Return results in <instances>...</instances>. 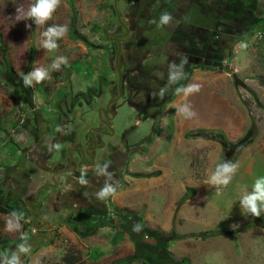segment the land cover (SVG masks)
Segmentation results:
<instances>
[{
	"label": "rangeland",
	"instance_id": "rangeland-1",
	"mask_svg": "<svg viewBox=\"0 0 264 264\" xmlns=\"http://www.w3.org/2000/svg\"><path fill=\"white\" fill-rule=\"evenodd\" d=\"M118 1L120 6V0ZM251 1L257 3L256 9L252 11L248 8ZM31 2L34 0H15V4L14 0H0V189L4 190L10 188L11 184H8V180L3 176V171L15 163L17 150L28 135V129L23 123L28 121L32 127L35 126L32 122L35 111L40 109L42 112L45 108L52 106L55 91L70 88L72 93L83 89L87 83H89L88 87H93V84L97 85L98 80H94V76L108 72L111 67L108 60L115 51V47L114 49L109 47L114 44L106 42L105 37L106 31L114 32L116 27V13L112 8V0H61V5L53 14L52 19L39 27L31 20L17 21L16 19L17 5L27 8ZM237 3H242L245 8L243 6L241 8L250 11L249 15H245L244 21L264 18V0H238ZM237 3L235 5L238 6ZM71 4L74 5L76 12L74 25L71 23ZM26 24H31L32 27L29 29ZM53 24L67 25L68 32L63 39L58 41V49L46 53V50L41 48V33ZM255 25L254 23L251 29ZM251 29L231 38V44H228L230 49L227 54L219 58V63L194 67L186 82L187 84L192 75H197L199 81L203 82H191L200 83L202 87L200 92L191 95L189 99L199 118L205 120L208 115L217 120V127L206 129L221 130L231 141H236L242 136L246 138L238 154L235 153V149H231L229 156L227 155L229 158L224 159V161L239 163L240 174L237 171L229 186L222 188L217 197L222 203L225 200L224 195L229 190L230 200L234 201L232 206L235 208L240 205V186L242 185L240 177L241 174H246L245 167L253 170L258 168L260 169L258 174L264 176V43L257 45L249 43L248 35ZM156 32L159 33L158 36L164 33L159 27ZM104 45H107L106 48ZM57 56L67 57L68 65L62 66L59 71L51 72V79L42 84H37L35 87H24L21 79L24 74L34 67H48ZM164 59L162 56L158 58L160 62ZM177 85L168 90V96L172 95ZM101 88L106 90L104 83ZM176 97L177 95L174 98ZM185 99L186 97H183V101L175 102V105L184 104ZM171 101L168 99L165 102L169 104ZM177 106H171L169 116H163L161 119L169 122L165 126L166 141L161 140L163 145L160 151L166 152L170 149L172 145L170 136L176 129L178 132L176 147L179 156L184 153L187 157L186 163H189L191 159L193 164L200 162V167L205 164L201 174L198 173L196 177L189 176V178L201 181L198 193L195 192L193 197L188 199L191 202L184 201L190 211L200 207V216L198 221L185 220L187 218L178 214L182 203L177 204L173 219L167 226L168 229L164 231L157 226L154 230L169 233V235H186L184 238L167 241L163 235L149 236L142 228L139 232L133 231L134 224L127 228L116 223L106 222L104 225L93 223V228H86L85 222L82 221H80L81 227L90 229L91 233L80 237L71 231L67 223H60L59 217L52 224L51 235L44 228L42 233L45 237L39 238L35 237L39 232H34L30 224L31 216L28 217L25 226L19 220V227L9 230L7 221L11 219L15 225L16 219L7 218L6 213H0V259L7 263L15 261L14 264H68L65 259L69 257L71 259L69 264H116L120 260L133 257L132 261L124 264H212V260L207 257L211 256L213 259L216 254L222 252L221 247L208 244L210 236L200 237L199 234L203 231L215 230L217 233L219 228L221 230L226 228L230 230L226 233L231 235L233 231L241 230V228L238 229L239 225L253 216L247 215L242 219V216L225 214L223 209L213 212L212 207L216 206L214 203L205 202L203 205V200L208 199V190L211 192L215 190L213 193L216 194V189L212 186L208 188L206 181L215 169L213 167L214 158L218 162L224 156L223 146L214 140L202 139L198 142L197 138H186L184 132L190 129L187 124L183 125L185 118L182 116L174 118V115H171ZM78 111L79 114L87 111L88 121L92 120V124L98 118L95 109L83 106ZM118 113L120 115L116 120L117 128L124 122L131 121L132 113L127 106L122 107ZM172 119L180 122L174 124ZM148 125V123L144 124L137 132L145 133ZM226 126L229 127L228 134L230 136L237 134L236 138L230 139L226 135ZM157 135L158 131L155 128L149 136V141H144L137 151H146L147 146L150 145L149 142H152ZM152 161L153 158L147 162L142 161L137 165V170L142 171L145 165ZM128 174H125L126 178ZM129 186L128 182L121 183L116 189L122 191L128 189ZM231 188L236 192L231 194ZM235 196L237 200L234 199ZM171 197L164 198L163 204L166 203L167 206L171 204ZM111 198L113 199V195ZM128 198L124 196L121 204L126 205ZM161 201L159 197H153L154 204ZM142 209L144 212H149L145 205ZM155 212L156 209L150 210L149 213L154 215ZM261 214L264 217V213L261 212ZM141 220H143L142 217ZM261 221L263 222L264 219L261 218ZM144 224L149 227L146 223ZM115 226L120 229L126 227L132 235H127L128 238L124 237L120 242L113 243ZM254 226H251L253 228L243 227L249 230L248 232L254 233L249 240L263 237L260 241L264 242V226L260 224ZM93 249H99L102 252L96 259L92 257ZM246 254L248 260L244 264H253L252 251L249 250ZM216 263L217 261L214 264Z\"/></svg>",
	"mask_w": 264,
	"mask_h": 264
},
{
	"label": "flooded vegetation",
	"instance_id": "flooded-vegetation-1",
	"mask_svg": "<svg viewBox=\"0 0 264 264\" xmlns=\"http://www.w3.org/2000/svg\"><path fill=\"white\" fill-rule=\"evenodd\" d=\"M237 1L120 0L119 6L118 0H112L116 32H105L106 42L114 44L109 47H115L108 60L111 72L93 75L98 80L93 87L87 83L72 93L70 88L55 91L52 106L35 111V126L23 123L28 135L17 150L15 163L3 171L11 187L0 192L27 213L26 222L31 216L33 231L39 232L35 237H45L46 221L52 233L58 217L60 223L79 224L84 218L85 222L114 224L124 217L112 206L111 195L97 198L108 179L105 173H111L110 183L116 189L131 172L135 151L149 141L153 129L158 135L161 132L158 126L170 97L168 90L174 88L168 85L170 64L186 60V75L194 67L217 64L230 49L234 34L251 29V19L244 18L257 3L249 2L245 10ZM165 11L173 19L159 27L164 33L158 36L157 24L150 21H158ZM161 56L165 58L162 62L158 60ZM103 83L106 90L101 88ZM161 88L167 89L164 98L154 97ZM83 106L95 109V123L88 121L87 111L79 114ZM124 106L132 119L117 128L118 111ZM143 123L149 129L135 138Z\"/></svg>",
	"mask_w": 264,
	"mask_h": 264
},
{
	"label": "crops",
	"instance_id": "crops-1",
	"mask_svg": "<svg viewBox=\"0 0 264 264\" xmlns=\"http://www.w3.org/2000/svg\"><path fill=\"white\" fill-rule=\"evenodd\" d=\"M191 82H200L199 77L197 75H192L190 80L188 81L187 84ZM186 84V85H187ZM183 95L181 94L180 96H177L174 98L169 104H165L164 110L162 112V116H169L170 108L171 106H177L175 105V102H181L183 101ZM190 96L186 97L184 103H188L191 105V99H189ZM192 106V105H191ZM194 110V109H193ZM174 118H180L179 115H177L176 109L174 110L173 114ZM172 123L178 124L180 121L179 120H174L172 119ZM216 121L212 119L210 116H206L205 120L199 118L196 116L193 119H185L183 122V125L187 124L190 130L191 128H212V127H217ZM169 121L166 120H161L158 126L159 129V135L154 138L152 142H150V145L147 146V150L143 152H138L137 150L135 151L132 160L129 165V169L131 172H128L129 176H125V182L129 183L128 189L125 190H118L116 189L115 194L113 195L112 199V206L119 211H121V216H124L123 218H118L116 219L115 223L123 226H126L127 228L130 227V225L135 223V215H139L142 217L144 223H146L151 229H156L155 227L159 226L162 230L166 231L168 229L167 226L170 225L171 220L173 219L174 216V209L176 205L178 204L179 199L182 197L184 194L186 187H193L195 189V192L198 193V186L201 185V181L194 179V178H189L190 175L192 177H196L197 174H201V170L204 169L205 164H202L200 167V162L197 163H191V159H189V163H186V155L184 153L179 156V153L177 152V147H176V140H177V135L178 132L173 130L171 138V144L170 149L166 152L160 151L162 149L163 142L161 140L166 141V123ZM146 124V123H143ZM142 124V125H143ZM141 126L140 128H142ZM226 135L230 139L236 138L235 136H230L228 134V129L229 127L226 126ZM234 127V126H232ZM161 128V129H160ZM149 129V125H148ZM236 130V128L234 127ZM237 132V130H236ZM185 133V132H184ZM141 133H138L135 131L134 137L137 138V136H140ZM200 142L203 138H197ZM203 140H209V139H203ZM159 151V152H158ZM184 157L182 158V156ZM200 156V155H199ZM153 158V161L150 163H147L144 167V169L137 170V165L140 164L142 161H149ZM196 161V159H195ZM264 161V160H263ZM216 158H214V165L213 167H216ZM264 165V164H263ZM209 166V165H208ZM153 171H158L159 173L157 175H152V176H143V174H148ZM246 174H241V183L242 185L240 186V191L241 195L244 193V190L247 189L248 191L251 190L253 181L255 178L259 177L260 175L258 172H260V169L258 168L256 170L253 169H244V172ZM255 171V172H254ZM256 173V175H254ZM137 174H141L140 176H136ZM238 174H240V171H238ZM211 186L208 185V188ZM208 199L203 200V205H205V202H211L214 203L216 206L213 205L212 211L217 212V210H222L226 213H230L231 215L235 216H242V219L246 218L248 214H243L242 210L239 207L235 208L233 207V200H230V194L228 193L229 190L227 191V194L224 195L225 200L220 203V201L217 199L218 195L214 194L215 190L211 192V190H208ZM236 192L233 190V188L230 189V193ZM124 196H128V203L126 205L121 204L122 199ZM159 197L161 202H155L153 203V197ZM172 196V197H171ZM171 197L170 200L172 201L171 204L168 206L163 204L164 198ZM193 197V196H192ZM237 197L235 196L234 199ZM190 199V198H189ZM213 200V201H212ZM188 202H191L188 200ZM236 202V201H235ZM218 204V205H217ZM145 205V208L150 210L156 209L155 214L147 213L144 212L142 207ZM237 205V203H235ZM111 208L113 209V207ZM218 206V207H217ZM211 207V204H210ZM209 211V209H208ZM1 213V212H0ZM125 213V214H122ZM264 213V211H262ZM3 214V213H2ZM179 215L187 218L185 220L187 221H198L199 216H200V207L198 209H194L193 211H190L189 208L187 207V203L185 204L184 202L181 205L180 212L178 213ZM7 218L13 217L10 215V213L5 214ZM178 215V216H179ZM127 218L128 221H126ZM131 217V218H130ZM15 219V217H13ZM45 218V217H44ZM87 218H84L85 222ZM124 219V220H123ZM51 221V220H50ZM20 222V221H19ZM52 223V222H51ZM94 222H85L86 228H93L92 224ZM106 222L102 221L99 224L104 225ZM127 223V225L123 224ZM65 224V223H64ZM243 224V222H242ZM68 225V223H67ZM69 227V226H68ZM123 227V230L126 232L123 234L122 238L126 237L128 238L127 235H130V232L127 231V228ZM167 227V228H166ZM255 227V226H253ZM251 227V228H253ZM22 228V227H21ZM126 228V229H125ZM214 228V227H213ZM246 228V227H245ZM115 231L117 232L120 228L115 226ZM90 230V229H89ZM216 231V230H215ZM224 231V232H223ZM226 231H230L229 229H223L217 230V233L214 234L213 236L208 237V244H212L215 247H221V253L216 254L213 259L207 257L208 259L212 260V264L217 261L216 264H244L247 263V251L251 250L252 251V262L253 264H264V253H263V248H264V242L260 241L261 238L252 239L251 241L249 240L250 237L254 236V233L248 232L249 230H245L244 228H241V230L237 231L233 235H229L230 233H226ZM264 235V232H263ZM122 238L118 241L120 242ZM117 242V243H118ZM217 253V252H216ZM208 256V255H207ZM211 264V263H210Z\"/></svg>",
	"mask_w": 264,
	"mask_h": 264
},
{
	"label": "clouds",
	"instance_id": "clouds-1",
	"mask_svg": "<svg viewBox=\"0 0 264 264\" xmlns=\"http://www.w3.org/2000/svg\"><path fill=\"white\" fill-rule=\"evenodd\" d=\"M15 4V0H14ZM61 5V0H34L31 2L27 8L23 5H17L16 8V19L17 21H33L38 27L47 24L49 20L52 19L53 14ZM173 17L168 12H162L159 20H152L150 23L157 24L158 27H162L170 24ZM27 28H31V24H26ZM68 32L67 25L53 24L47 27L41 33V48L46 50V53H51L58 49V41L63 39ZM184 63L186 60H182L179 65L172 63L170 64L168 70V85H177L179 82L186 78V74L183 70ZM68 65V59L65 56H57L48 67H34L32 70L24 74L21 79L25 88L35 87L37 84H42L46 80L51 79V72L59 71L62 66ZM202 85L200 83H189L187 85H180L175 88V95L184 97L191 96L200 92ZM167 89L161 88L158 93H153L154 97H159L163 99L166 94ZM177 115L184 117L185 119H193L197 116V113L193 110L192 106L188 103L178 105L176 108ZM239 163L232 161H224L218 163L215 169L210 173L206 184L212 186L216 189V194H220L222 188H227L232 182L233 178L237 174L239 169ZM108 179L105 180L104 187L97 192V198L104 200L110 195L115 194V187L110 183L111 173H105ZM82 183H86L85 180H81ZM240 208L242 213L260 217L261 212L264 211V176H259L253 181L251 190H244V193L239 199ZM11 216L15 217L16 224L9 219L7 221V227L9 230L14 227H19V220L21 219V214L13 211L10 213ZM141 226L139 224L133 226V231H141Z\"/></svg>",
	"mask_w": 264,
	"mask_h": 264
},
{
	"label": "trees",
	"instance_id": "trees-1",
	"mask_svg": "<svg viewBox=\"0 0 264 264\" xmlns=\"http://www.w3.org/2000/svg\"><path fill=\"white\" fill-rule=\"evenodd\" d=\"M71 11H72L71 23H72V25H74L75 19H76V12H75V7L73 4H71ZM258 20H262V21L259 22ZM251 22H252V24L250 26H253L254 23L256 24L254 26V28L264 27V18L260 17L254 21H251ZM254 28H252V29H254ZM251 30H250V32H251ZM244 32L245 31L236 32L234 35L238 36L240 34H243ZM189 74H190V72L186 75V78L183 79L177 86L185 85L187 82V79L189 78ZM175 96L176 95H175V89H174L172 95H170V97H169V100H173V98ZM184 136L186 138H203V139L214 140V141L222 144L224 156L221 159H219L217 164L222 163L224 161V159L229 158L228 154H229V151L231 149H235V153L237 152V154H238L240 149L244 146V144L246 142L245 141L246 138L244 136L240 137L236 141H231V140L227 139V137L225 136V134L221 130H218V129L196 128V129L186 131L184 133ZM12 151H13V149H12ZM11 153H14V152H11ZM158 173H159L158 171H153V172L148 173V174H143V176H152V175H157ZM140 175L141 174H137L136 176H140ZM194 194H195V189L193 187H186V190H185L184 194L182 195V197L179 199L178 204H181L184 201L188 200ZM13 211H16V212L21 214L20 221L25 226L27 224L25 221V219L27 218V213H24V210L19 207V204L14 203L10 197L4 196V194H2L0 192V212L1 213H12ZM134 218H135L134 225L139 224L141 226V228L143 229V231L149 236L157 237V236L163 235L166 238L165 240H167V241L169 239H172V240L181 239V238H184L186 236V235H178V234L177 235H169V233H163V232H160L158 230L151 229L144 224V221L141 220V217L139 215H135ZM261 218L264 219L262 214L260 215L259 218L253 216L247 222L240 224L238 229L243 228V227H251V226H254L257 224L264 226V221L262 222ZM68 222H69L68 225H69V228L71 229V231H73L75 234H77L80 237L88 236L91 233V231L85 229L84 227H81V225L79 223L72 222L71 220ZM125 232H126V230L124 231L122 229H119L117 232H115L113 234V237H112V242L117 243L122 238V236ZM234 233L235 232L233 231L232 232L233 237H234ZM214 234H216V231H203L199 234V236L200 237H208V236H211ZM130 235H132V234H130ZM101 253H102L101 250L93 249L92 257L96 259L101 255ZM132 259H133V257H128V258H125L123 260L118 261L116 264H124L126 262L132 261ZM65 262L69 264L71 262V259H69V257H67L65 259Z\"/></svg>",
	"mask_w": 264,
	"mask_h": 264
},
{
	"label": "built area",
	"instance_id": "built-area-1",
	"mask_svg": "<svg viewBox=\"0 0 264 264\" xmlns=\"http://www.w3.org/2000/svg\"><path fill=\"white\" fill-rule=\"evenodd\" d=\"M249 43L260 44L264 43V27L254 28L248 35Z\"/></svg>",
	"mask_w": 264,
	"mask_h": 264
},
{
	"label": "water",
	"instance_id": "water-1",
	"mask_svg": "<svg viewBox=\"0 0 264 264\" xmlns=\"http://www.w3.org/2000/svg\"><path fill=\"white\" fill-rule=\"evenodd\" d=\"M46 225H47V227H48V233L51 235V230H50V223L48 222V221H46ZM43 236V235H42ZM17 256V255H16ZM15 262V261H14ZM14 262L13 263H7V262H5V261H2L1 259H0V263L1 264H14Z\"/></svg>",
	"mask_w": 264,
	"mask_h": 264
}]
</instances>
